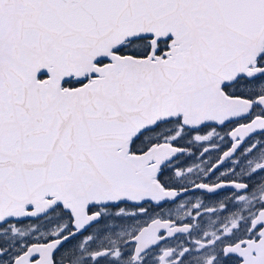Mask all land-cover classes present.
<instances>
[{
	"label": "snow or ice",
	"instance_id": "6c2138e0",
	"mask_svg": "<svg viewBox=\"0 0 264 264\" xmlns=\"http://www.w3.org/2000/svg\"><path fill=\"white\" fill-rule=\"evenodd\" d=\"M0 264H264V0H0Z\"/></svg>",
	"mask_w": 264,
	"mask_h": 264
}]
</instances>
